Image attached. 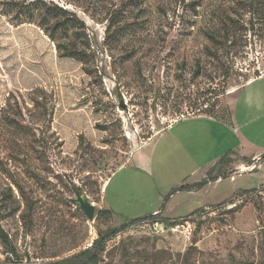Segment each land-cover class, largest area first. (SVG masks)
Listing matches in <instances>:
<instances>
[{"label": "rangeland", "instance_id": "374dc122", "mask_svg": "<svg viewBox=\"0 0 264 264\" xmlns=\"http://www.w3.org/2000/svg\"><path fill=\"white\" fill-rule=\"evenodd\" d=\"M262 8L264 0H0V226L14 249L0 242V264L64 260L108 229L156 215L120 232L98 264H185L194 224L163 221L197 209L209 212L187 264H264V153L249 161L264 147V108L245 116L239 99L264 91V81L248 84L264 75ZM57 45L82 61L60 58ZM228 104L237 125H222L228 144L216 155L189 141V152L164 148L179 114ZM225 156L219 178L171 193L201 183ZM75 191L94 205L92 222Z\"/></svg>", "mask_w": 264, "mask_h": 264}, {"label": "trees", "instance_id": "16d2710c", "mask_svg": "<svg viewBox=\"0 0 264 264\" xmlns=\"http://www.w3.org/2000/svg\"><path fill=\"white\" fill-rule=\"evenodd\" d=\"M259 6H261V5H259ZM250 7L251 8L253 7L252 4H250ZM46 9H49V8H46ZM50 9L60 10V8L57 5H53V4H51ZM261 10H264V9L262 8ZM255 12L259 13V10L255 11ZM63 14L66 15V17L64 19L67 22L71 23V25H73V26H76L78 29L84 30L83 22H81L78 18H76V16L69 14L68 12H66V10H63ZM263 15H264V11H263ZM221 35L223 36L224 34H221ZM211 37H213V36H211ZM227 38H228V36H226V38H224V39H227ZM56 49L58 52V56L60 58H68V59H74L76 61H82L83 54L81 52H79V50L75 49L74 47H67V46L62 47V46L57 45ZM201 110H203V109L202 108L195 109V110L191 109L190 111L186 110L187 112L185 114L181 113L178 116H179V119H181L184 117L205 115V116H209V117H212L214 119L222 120L225 122L229 119L228 106H226V105H221V106H219V107H217V108H215L209 112L208 111L200 112ZM226 163H227V159L225 156V157L221 158L217 162L216 165H224ZM216 165L213 166L208 171L205 180H203L201 183L193 185V186H180L178 188L172 189L171 193H174L176 191L188 190L191 188L195 189L198 187H202L208 181L216 180L217 178L220 177L219 174H217V176L215 178L213 176V172L216 169ZM257 191H259V190L254 189V190L242 191V192H240V194L234 195L227 202H225L221 205H218L217 207H215V209L222 207L224 205H229V206H231V208L236 207V205H237L236 202L238 203L242 199H244L245 197L249 196L250 195L249 193H254ZM255 206H256V209H259L258 203H256ZM207 210H209V209H197V210L191 212L190 214L186 215L185 217H183L181 219H177V220H173V221H169V220L163 221L165 225L167 224V226H170V227H175L177 225H181V224L186 223V222L194 224L195 227H194V234H193V238H192L191 247H189L184 254L185 264H187V258L189 256V254L191 253V251L194 249V244L196 243V239L198 237V234L200 233V231L202 229V226H203L202 220H204V219H206V217H208L209 211H207ZM98 214L100 216L105 217V218H107V217L111 218V214L107 210H100L98 212ZM158 216L159 215L148 217V218L141 219V220H133V221H130L127 224L123 225L122 227L114 228V229H108L104 233L98 234L97 238L93 240L90 247L84 249L83 251L79 252L76 255H73L70 258L60 260L57 262L48 263V264H98L102 258V254L105 251V247L107 246V244L110 241H112L113 239H115L120 232H123L125 229H127L131 226H135V225L138 226L140 223H144L147 221H149L150 223H155L156 222L155 219H157ZM0 242L4 247H6V249L11 254H14V249L11 246V243L8 241V238L5 235L4 231L2 230L1 226H0Z\"/></svg>", "mask_w": 264, "mask_h": 264}, {"label": "crops", "instance_id": "0c3cea01", "mask_svg": "<svg viewBox=\"0 0 264 264\" xmlns=\"http://www.w3.org/2000/svg\"><path fill=\"white\" fill-rule=\"evenodd\" d=\"M258 81H264V75L253 79L248 84L252 85ZM239 99H242L241 110L243 115L246 113L245 116L247 115L248 110L252 108H255L256 110H262L264 108V91L261 92L257 90L253 94L249 93L245 96H239ZM232 107L233 106L228 104L229 119L226 122L205 115L184 117L175 121L167 128H173L175 127L174 125L180 126L176 128L174 133L165 141L164 148L168 153L171 152L172 149H183L184 152L188 146L187 142L189 141V143H195L194 149L196 152L208 149L209 151L214 150V155H216L217 152H220L222 148L228 144V130L222 125H230L232 127L234 124L237 125V118L234 116L235 113L233 112ZM236 144H244V140L242 138H236ZM186 152H189V150H186ZM261 153H264V147H261L260 149L257 148V151L252 154L249 161L255 163L261 161V159H259ZM215 165L216 163L211 161L209 165L210 168L208 169L210 170ZM126 167H128V165H126ZM216 168L222 169V166L216 165Z\"/></svg>", "mask_w": 264, "mask_h": 264}, {"label": "water", "instance_id": "95a60500", "mask_svg": "<svg viewBox=\"0 0 264 264\" xmlns=\"http://www.w3.org/2000/svg\"><path fill=\"white\" fill-rule=\"evenodd\" d=\"M76 199H75V206L79 209L84 216L87 218L89 222H92L94 217V205H92L84 192L82 191H75Z\"/></svg>", "mask_w": 264, "mask_h": 264}, {"label": "built area", "instance_id": "2783aa9c", "mask_svg": "<svg viewBox=\"0 0 264 264\" xmlns=\"http://www.w3.org/2000/svg\"><path fill=\"white\" fill-rule=\"evenodd\" d=\"M253 167H254L253 165H251V166H249V167H247V168H245V167H244V168H243V167H240V168H239V171H240V172H244V171H247V170H252ZM145 223H148L149 225L151 224L149 221L144 222V224H145ZM142 224H143V223H142ZM189 224H190L189 222H186V223L181 224L180 226H181V227H184V226L189 227ZM138 226H139V225H138ZM177 226H178V225H177ZM177 226H175V227H171V229L174 230L175 228H177ZM178 227H179V226H178ZM131 228H135V226H131ZM138 228H139V227H138Z\"/></svg>", "mask_w": 264, "mask_h": 264}]
</instances>
